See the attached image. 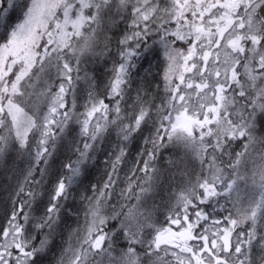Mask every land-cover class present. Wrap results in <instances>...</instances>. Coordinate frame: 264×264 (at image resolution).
Masks as SVG:
<instances>
[{"label":"snow or ice","instance_id":"snow-or-ice-1","mask_svg":"<svg viewBox=\"0 0 264 264\" xmlns=\"http://www.w3.org/2000/svg\"><path fill=\"white\" fill-rule=\"evenodd\" d=\"M0 170V264H264V0H0Z\"/></svg>","mask_w":264,"mask_h":264},{"label":"rangeland","instance_id":"rangeland-1","mask_svg":"<svg viewBox=\"0 0 264 264\" xmlns=\"http://www.w3.org/2000/svg\"><path fill=\"white\" fill-rule=\"evenodd\" d=\"M119 34L120 33L117 32L116 35H114L112 37L111 47L113 48V52H115V48H116V36H118ZM148 42H149V44L152 43L151 38H149ZM157 48H158V51L156 50ZM153 57H155V59ZM159 57H161L160 61L158 60ZM155 61L158 62V67H157L158 68V73L160 74L159 76L163 80V74H164V69H165L164 59H163V56L159 53V46L158 45H154L153 46V51H150L148 54H146V56L143 57L140 60V62L138 63L137 68L134 70V75H136V76L141 75L140 82H143V78L144 77L146 78L147 81L151 82V79H148L150 76H149V72H147V70H148L149 67H152L151 63L155 62ZM88 63L91 64V62H88ZM99 64L103 66V70H104L103 77H104V81L106 82L108 74L106 72L104 63L103 62H99L97 65H99ZM139 71H141V72H139ZM163 83H164V80H163ZM145 85L148 86L147 84H145ZM130 153L132 154L131 156L134 158L135 154L133 152H131V151H130ZM105 159H106L105 152L102 150L98 154V160L100 161L99 165H95L94 166V175L91 178L92 183H94V181L96 183L98 181L102 183V180H103V178L105 176V164H104ZM167 159H168V157L164 156L163 159L159 160L157 162L158 167H162V168L165 167V169H168ZM10 177H11V179H10ZM14 183H15V178L12 177V173H10V172L6 173V172L0 170V200H3V198L6 196V192L4 191V189L9 187L10 185H14ZM119 184H120V182H118L117 187L119 186ZM163 194H164V188L158 190V192L156 194H154L156 203L160 202L159 198H161L163 196ZM113 200H115V195L113 197ZM80 209L81 208H79L78 210H73L72 213H70V215H72L74 220H75L73 222L74 224L71 225L72 228H75L77 226L78 220H79V223H81V224L83 223L84 217H83V213H82V211H80ZM3 210H4L3 204L0 203V222H2Z\"/></svg>","mask_w":264,"mask_h":264},{"label":"trees","instance_id":"trees-1","mask_svg":"<svg viewBox=\"0 0 264 264\" xmlns=\"http://www.w3.org/2000/svg\"><path fill=\"white\" fill-rule=\"evenodd\" d=\"M99 63V61H96V62H91V64L90 63H88L87 65H83L82 66V68H84V69H86L87 70V72L90 74V75H92V76H94V78L96 79V81H97V83H98V85H99V87L102 89L103 88V84L105 83V81H104V77H103V75H104V70H103V66L102 65H97ZM92 65H94V66H96V67H94V66H92ZM91 67H93L92 69H90ZM155 67H158V65H155V66H152V67H149L148 68V70H147V72H150L151 74H150V76H152V74H153V71H154V69H155ZM158 69V68H157ZM139 72H141V71H139ZM158 73V72H157ZM81 75H83V72H82V74ZM149 77V76H148ZM158 78H160V76L159 75H156L155 76V79H158ZM148 79H150V77L148 78ZM151 82H153L152 80H151ZM151 82H149V81H147L146 80V78L144 77L143 78V83L144 84H151ZM137 83H139V82H137ZM149 88L151 89V87L149 86ZM151 91H153V92H155L153 89H151ZM132 155V154H131ZM164 156H167V153H165V155ZM168 157V156H167ZM169 167V166H168ZM123 168H125L124 170H123ZM126 168H127V165H124V166H122V168H121V177H122V174H123V172L126 170ZM161 169H165V167L164 168H162V167H160ZM94 171V166L93 167H91V169H90V174L88 175V177H87V180H86V184L87 183H92V181H91V178H89V176L91 175V173ZM94 183H96L95 181H94ZM168 185H166V187H167ZM167 189V188H166ZM90 194V193H89ZM163 198H165V197H167V193L166 192H164V194H163V196H162ZM71 199V198H70ZM161 198H159V200H160ZM70 202H72V204H69ZM157 203H159V202H157ZM75 204H77L78 206H79V208H81V204H80V201H79V197L77 196V199L76 200H73V199H71V200H69L68 202H67V205H66V208H65V210H64V212L62 213V215H63V217H64V219H65V222L68 224V225H73L74 223V218H73V216L72 215H70V213H72V207H73V205H75ZM78 208V209H79ZM163 219V217H161V220ZM67 235V232H65V236ZM52 263L51 264H53V260L51 261Z\"/></svg>","mask_w":264,"mask_h":264},{"label":"bare ground","instance_id":"bare-ground-1","mask_svg":"<svg viewBox=\"0 0 264 264\" xmlns=\"http://www.w3.org/2000/svg\"><path fill=\"white\" fill-rule=\"evenodd\" d=\"M120 28L122 29L123 28V25H120ZM116 33L117 32H119V31H116V30H114ZM157 51H158V48L156 49ZM154 59H155V57H153ZM160 59H161V57H159V61H160ZM88 63H85V64H82V66L84 65H87ZM152 64V66H155V65H158V62L157 61H155V62H152L151 63ZM81 66V67H82ZM94 66V65H93ZM94 67H96V66H94ZM93 67H91L90 69H92ZM97 68V67H96ZM158 72V69H157V67H155V69H154V71H153V74H152V76H150V72H149V76H150V79L153 81V82H151V84H148V86H150L151 87V89H153L154 91H155V93H157L159 96H163L164 95V91H163V88H164V83H163V80L161 79V77L160 78H158V79H155V76L156 75H160L159 73H157ZM135 76V80H136V82H140V79H141V75H139V76H136V75H134ZM157 85H159V88H157ZM163 87V88H162ZM139 144L138 143H133L132 144V146H131V149H130V151L131 152H133L134 154L136 153V151L138 150V148H139ZM99 160H97V162H96V164L95 165H99ZM125 168H123V170H124ZM126 170H127V168H126ZM125 170V171H126ZM162 170V172H164V170L165 169H161ZM93 175H94V171L91 173V175L89 176V178H92L93 177ZM122 177H123V174H122ZM164 178H165V180H167V173L166 172H164ZM166 185L167 184H165V187H164V192H166L167 193V189H166ZM120 186H122L121 184H119V186L117 187V190L119 189V187ZM168 188V187H167ZM91 194V193H90ZM167 197H165V199H166ZM69 200H71V199H69ZM69 204H72V202H70ZM78 208H79V206L77 205V204H75V205H73V207H72V211L73 210H78ZM53 260V258L51 257V256H46V257H44L43 258V264H51L52 261Z\"/></svg>","mask_w":264,"mask_h":264}]
</instances>
